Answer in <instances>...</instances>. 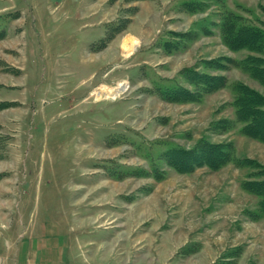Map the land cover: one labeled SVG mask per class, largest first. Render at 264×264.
I'll list each match as a JSON object with an SVG mask.
<instances>
[{
  "label": "rangeland",
  "instance_id": "1",
  "mask_svg": "<svg viewBox=\"0 0 264 264\" xmlns=\"http://www.w3.org/2000/svg\"><path fill=\"white\" fill-rule=\"evenodd\" d=\"M263 123L264 0H0V257L264 264Z\"/></svg>",
  "mask_w": 264,
  "mask_h": 264
},
{
  "label": "crops",
  "instance_id": "2",
  "mask_svg": "<svg viewBox=\"0 0 264 264\" xmlns=\"http://www.w3.org/2000/svg\"><path fill=\"white\" fill-rule=\"evenodd\" d=\"M23 241L18 242L19 255H4L3 264H65L66 247L58 239H47L45 234L37 233Z\"/></svg>",
  "mask_w": 264,
  "mask_h": 264
},
{
  "label": "trees",
  "instance_id": "3",
  "mask_svg": "<svg viewBox=\"0 0 264 264\" xmlns=\"http://www.w3.org/2000/svg\"><path fill=\"white\" fill-rule=\"evenodd\" d=\"M227 30H229V32H228V34H230V33H232V34H234L235 33V31H233V27H232V25H230L229 27H227ZM245 34V31L243 30V29H241V31H239L238 33H236V39L233 41V42H237V39H242V36ZM252 35H254L253 33H252ZM246 40V39H245ZM251 40V39H250ZM239 41V40H238ZM247 41H249L248 39H247ZM246 43V41H240V44H242V43ZM257 42V41H256ZM252 43H253V39H252ZM208 86H210V84H208ZM256 116H253L252 115V120H250V125H249V127H248V130H249V128L253 125V126H255V125H257V126H260V124L258 123V118H255ZM264 124V123H263ZM262 125V124H261ZM258 137H261V138H264V135H262V134H259V136ZM212 151V150H211ZM211 151H209L207 148H203L202 149V155H203V157H204V161L205 162H207L208 164L207 165H209V166H212V165H216V162H214L215 160V157H214V155H213V153L211 152ZM224 151H222V153H223ZM171 154V156H172V158H175V165L177 166V167H179V168H185V170H188L189 168V164H188V159L189 158H186V155L184 154V152H182V151H180V150H176L175 152H171L170 153ZM223 155V157L221 158L222 160H221V163H217L218 165L217 166H219V165H222V163H225V161L227 160V154H225V152L223 153V154H221V156ZM225 155V156H224ZM173 160V159H172ZM187 161V162H186ZM218 161H220V160H218ZM217 161V162H218ZM181 164V165H180ZM187 168V169H186Z\"/></svg>",
  "mask_w": 264,
  "mask_h": 264
},
{
  "label": "bare ground",
  "instance_id": "4",
  "mask_svg": "<svg viewBox=\"0 0 264 264\" xmlns=\"http://www.w3.org/2000/svg\"><path fill=\"white\" fill-rule=\"evenodd\" d=\"M123 48L128 53L131 52L134 48L133 46V40L132 39H126L123 42ZM125 84L126 83H120L118 87L115 89H108L112 87H107L105 84L102 85V87L98 88V92L96 93L97 98H100L101 94H105L106 96H111L113 99L116 98L120 93L125 92ZM181 165V164H180Z\"/></svg>",
  "mask_w": 264,
  "mask_h": 264
},
{
  "label": "built area",
  "instance_id": "5",
  "mask_svg": "<svg viewBox=\"0 0 264 264\" xmlns=\"http://www.w3.org/2000/svg\"><path fill=\"white\" fill-rule=\"evenodd\" d=\"M2 260H1V257H0V264H1Z\"/></svg>",
  "mask_w": 264,
  "mask_h": 264
}]
</instances>
